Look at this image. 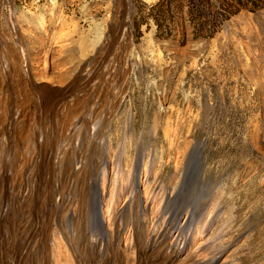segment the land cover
I'll use <instances>...</instances> for the list:
<instances>
[{"label":"rangeland","instance_id":"1","mask_svg":"<svg viewBox=\"0 0 264 264\" xmlns=\"http://www.w3.org/2000/svg\"><path fill=\"white\" fill-rule=\"evenodd\" d=\"M158 2L0 0V64L12 63L17 52L29 55L36 43L32 55L68 62L58 66L62 82L54 71V86H74L80 70L91 67L97 70L92 83L109 66L116 75L127 72L130 84L110 116L106 155L118 163L124 147L129 166L140 148L141 163H152L163 182L174 175L177 184L185 166H196L187 146L201 144L203 179L214 187L209 248L226 247L239 264H264V7L240 10L215 31L198 32L185 3L169 15ZM99 23L107 48L82 49ZM10 26L20 33L16 41ZM59 31L73 41L67 44ZM205 180L193 176L194 196L206 193Z\"/></svg>","mask_w":264,"mask_h":264},{"label":"bare ground","instance_id":"2","mask_svg":"<svg viewBox=\"0 0 264 264\" xmlns=\"http://www.w3.org/2000/svg\"><path fill=\"white\" fill-rule=\"evenodd\" d=\"M105 29L96 24L82 49H106ZM8 30L19 39L15 27ZM63 32L57 36L71 43ZM35 45L0 64V264H239L226 247L208 245L216 215L208 212L214 187L203 179L202 145L187 146L196 166H185L177 184L141 163L140 148L128 166L121 147L115 163L105 138L130 84L127 72L109 66L92 83L91 67L74 86L62 85L58 66L68 62L32 55ZM194 175L206 193L194 196Z\"/></svg>","mask_w":264,"mask_h":264},{"label":"trees","instance_id":"3","mask_svg":"<svg viewBox=\"0 0 264 264\" xmlns=\"http://www.w3.org/2000/svg\"><path fill=\"white\" fill-rule=\"evenodd\" d=\"M183 3L187 5L188 17L197 26L198 32L205 29L215 31L221 20L240 10L256 11L264 7V0H159L158 5L167 7L170 15L172 6L178 8L183 6ZM211 8L215 10L206 12Z\"/></svg>","mask_w":264,"mask_h":264}]
</instances>
